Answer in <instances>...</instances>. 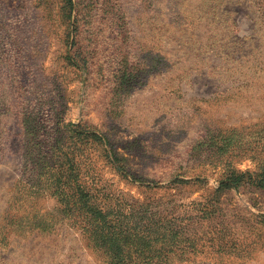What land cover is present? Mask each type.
Segmentation results:
<instances>
[{"label":"rangeland","instance_id":"obj_1","mask_svg":"<svg viewBox=\"0 0 264 264\" xmlns=\"http://www.w3.org/2000/svg\"><path fill=\"white\" fill-rule=\"evenodd\" d=\"M73 2L69 20L63 0H0V264L108 262L49 191L18 229L32 115L69 152L77 126L102 139L79 142L101 206L152 204L187 223L217 208L200 251L175 264H264V191H218L227 160L254 169L249 144L264 133V0ZM224 136L238 140L226 155Z\"/></svg>","mask_w":264,"mask_h":264},{"label":"trees","instance_id":"obj_2","mask_svg":"<svg viewBox=\"0 0 264 264\" xmlns=\"http://www.w3.org/2000/svg\"><path fill=\"white\" fill-rule=\"evenodd\" d=\"M63 3L65 13L71 20L74 2L63 0ZM32 119L34 121L26 120V130L33 146L26 169L33 167L30 171L33 180L24 176L23 164L10 206L20 215L15 221L18 229L24 226V215L21 214L24 205L31 204V199H37L49 191L61 203L66 214L74 216L84 225L93 242L105 253L107 264L184 263L190 255L200 251L198 246L203 239L198 226L202 221L214 217L217 213L214 205L208 211L199 210L190 223L170 210H154L152 204H134L129 210L117 202L101 206L96 202V194L84 181L88 170L81 156L79 142L97 143L102 142V139L94 133L80 131L77 126L74 131L77 135L76 148L69 152L72 147L64 146L61 142L54 144L42 141L37 134L40 124L33 125L39 120L38 115H32ZM233 139L225 136L220 139L224 155L228 148L237 147L238 140ZM65 147L70 149L65 150ZM249 147L251 151L247 154L255 163L254 169L241 171L227 160L222 168L223 178L218 191L229 188L239 190L245 186L264 191V133L253 137ZM43 177L47 179L42 180ZM194 204L197 203L191 205ZM33 227L44 229L41 223ZM47 228L46 224L45 230Z\"/></svg>","mask_w":264,"mask_h":264}]
</instances>
